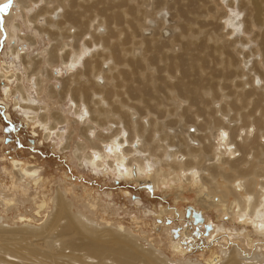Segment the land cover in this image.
Returning a JSON list of instances; mask_svg holds the SVG:
<instances>
[{
    "label": "rangeland",
    "instance_id": "rangeland-1",
    "mask_svg": "<svg viewBox=\"0 0 264 264\" xmlns=\"http://www.w3.org/2000/svg\"><path fill=\"white\" fill-rule=\"evenodd\" d=\"M126 1H76L83 5H94L95 10L87 13L92 18V22L90 21L92 25L87 29V34L84 33L80 38L76 36L67 38L69 33L73 35L79 28L74 29L72 27L70 30V28L68 29L70 24L66 23L67 27H65L68 30L66 28L62 30V33L65 34L57 35V37L53 38L47 31H44L43 34H38L34 28L35 24L29 21L28 17L33 15V13L39 12L42 7L47 5L50 9L58 6L56 10L58 15L56 12L55 15L50 13H47V15L39 14V23L46 22V19L52 18V16H56L54 19L52 18L53 20L56 18L64 20L63 14L65 12L68 14L73 9L70 8L73 0H64L62 3L54 1L49 4H46L45 0H27V3L32 8L25 7L26 9L20 0H0V231L3 233V235L0 233V263L4 264L1 262V260H5L4 257L14 259V264H25L24 261L26 262V260L27 263L31 262L32 264L85 263L83 254H85L86 250L75 249V244L74 246L65 244L66 239L70 237L75 238L76 242H78L79 235L72 233L71 236L68 234L70 236L68 237L67 234H64L61 230L65 222L64 219V221H61V225L52 231L53 233L50 236L47 233L40 235L37 232L31 233L28 230L19 234L24 229L39 231L51 221L57 209L55 198L59 192L72 205L71 212L73 214H82L81 221L87 227L98 230L100 233L104 231L106 239L110 237L109 233H107V236L105 232H111L113 231L112 229L117 232L120 230L124 235L134 239L139 248L144 250H148V248H150L149 250L152 249V251L157 253L156 255H159L165 261L167 260L166 262L168 260L177 261L180 258H190L193 262L200 261L202 264H208L206 259L213 252H217L222 244L230 249V251H233L235 248L239 249L241 258L242 256L246 257L248 260H252V262L262 259L264 246L260 251L258 245H264V236L258 235L256 237V234L249 226L250 224H241L235 216L224 212L222 204L226 203L227 199H224L215 191L212 194L210 192L209 197H204L200 194L199 190L203 188V191H205L207 188L205 189L201 184L199 188L194 184L188 183V181L185 182V179L174 180L173 174H170V178L168 176L165 182H162V176L160 177L159 184L155 182L152 174L154 177V172L159 167H162L164 170H170L172 173L178 171L172 169V167L167 168L168 166L165 165L167 160H169V155H166L167 157L163 156L164 159L161 158L159 160L156 158V155L151 156L150 151L145 152L143 157H149L146 160V164L150 163L146 167V174L139 178L131 177L130 179L122 178L116 171L109 168L107 163L104 166L107 170L102 168L94 170V168L86 164L85 159H77V153L74 150L77 144L88 143V141L81 137L79 130H74L75 126L78 125L74 122L79 117L76 113L77 108L80 110V113H88L87 115H90L92 114L91 110L99 107L112 109L114 106H120V100L122 99L126 102V105L121 107L124 111L131 114L133 121L136 122L138 120L147 127L154 122L157 125L164 124L163 130L157 131V136L155 135V139L157 140L155 143L157 142L161 145L157 153L161 152L164 148H167L169 151L176 150L180 153L183 145H185L183 143L185 137L191 145L196 147L203 146L205 142L202 143V141L204 140L198 139L201 134L206 144L207 139L209 140L208 145L211 141L214 143L215 139L212 138H215L214 136L218 132V127H216L218 123L215 126L216 121H210L209 128L206 127L209 131L204 127L206 125H202V128H199L200 125H198L201 121L203 123L206 121L209 113L199 116L190 115L192 112L188 111V105L193 108H191L192 111L196 109V105H191V101L177 95V92H173L174 94L170 95L167 93L169 92V84L173 85L180 78L190 80L187 77V75H190L187 68L191 65L188 56L193 53H204L198 48V45L203 41H208L207 44L211 43L210 45H214L216 40L218 44L224 46L222 47L223 50L226 49L220 55L223 61L219 60L216 63L214 58H209V60H213L212 63L216 64L207 63L208 68L205 67L203 71V74L217 86L214 87V92L209 95H212L213 98L209 97L211 106L207 110H215V116L219 117L222 125L227 128L236 129V127L245 126L248 128L252 126L254 133H264V129H259V126L255 122V119L261 116V111L253 109V102H255L253 100L259 96V92L260 95H262L261 92L264 93V87L260 86L257 80L259 78L255 82L253 81L254 84L249 82L250 79L253 80L252 78L256 71L261 74L264 73V31H262L264 30V26L260 28V26L252 25V15L250 14L251 3L249 0H207L208 7L205 8V11L208 12L207 10H210L211 15H203L200 17L198 25L196 23L193 24V28L199 30L201 24H203L201 22L203 19H206L208 22L205 28L202 27V32L195 33L193 40L196 42H194L196 46H193L194 50L192 51L185 50L182 44V41H185V39L180 38V34L187 27L188 22L187 20L183 21L177 15V5H175L174 0H167L168 2L162 3L158 0ZM231 1H236L234 6L229 5ZM187 2L188 0H184L182 3L187 4ZM241 2H243L242 5ZM128 5L135 6L133 12L138 14L140 18V27L136 30H133V27H131L133 18L131 11H127ZM76 9L80 11L84 10L83 7H75L73 10ZM239 10H242L239 18L244 22L241 29L245 30L240 36L245 39H243L244 43L242 45L239 42H235V39L239 38V34L230 32V26H228V20L231 15L234 12L238 13ZM117 13L121 14L120 19L116 18ZM60 14L62 15L59 16ZM225 20L227 21L226 23ZM50 28L55 32L57 31V28L54 26ZM10 32H13L14 36L9 35ZM132 32L136 33L134 38H132ZM207 32H210L211 36L216 37L209 40L208 35H206ZM93 35L103 36L105 41H109L108 44L115 43L114 49L116 51L114 57L106 59L105 63L102 62L104 73H100L94 81L99 86L105 87V89L118 88L121 94L120 96L112 97L111 100L109 98L105 99V101L101 100L97 104L96 100L100 99L103 94L94 96L93 100L89 103L74 98L79 102L77 104L72 98L71 90L67 93L63 90L65 91H62L63 94L60 91L68 77V81L70 80L71 72L78 73L84 68L83 61L88 59L89 56L82 54L81 59L72 62V68H74L72 70L69 65L63 64L62 57H66L67 52L72 51V48H77L79 45L82 46L91 40ZM28 38H32L33 44L30 43L31 41ZM245 42L248 44L246 45ZM60 43H67V46L64 45L63 49L58 50L60 52L55 60L56 62H47L49 51ZM100 43L101 45L97 46L99 48L96 51H100L102 54L100 56L96 55L95 58L99 57L102 59L101 55L109 56V50L106 47L103 48L102 41ZM13 47H18L22 53H19V55L15 54L11 50ZM166 55L184 57L185 62L183 67L169 71L167 69L168 60H166ZM154 56H156V59L151 60L150 66L146 69L137 65L136 61L140 57L141 59L145 57L151 59ZM230 58L234 60L231 59L229 65L231 67H228L230 70H234L229 72V68L226 65H221L222 68L226 66L222 70L218 64H222L223 62L229 64L227 59ZM247 58H249L248 61ZM28 59H30V62L26 61ZM209 64L213 65V69L209 67ZM6 65H9L10 68L7 69ZM214 66L217 67L215 68ZM33 69L35 74H32ZM209 69L210 71L213 70V72L210 73ZM224 70L226 73L223 72ZM216 72L217 74H215ZM10 73H15V75L8 78ZM124 73L128 76L130 75L129 81L124 80ZM143 73L165 78V81L161 83V103L159 105H157V100L145 103L133 97L135 94L131 92L132 89L129 85L136 86L140 84L141 77L144 75ZM39 80L42 92H38ZM80 80L86 82L87 77L82 76ZM6 87L9 88L10 92L8 96L5 95L7 94L5 91ZM256 87H258V90ZM241 88L243 92L245 90L248 91L250 88L254 92L253 96H250L252 102L248 101L247 106L245 102L242 103L239 99L240 92H242ZM51 89L53 94L49 92ZM49 94L53 96H49ZM23 95H26L28 99L24 100ZM168 96L169 99L167 98ZM26 105H31L34 108H26ZM128 105H132V107ZM229 105H232V108H229ZM89 109H91L90 112ZM112 112L110 111L106 115H109L111 120H116L115 123L108 121L103 127L99 126V128L97 126L95 132L102 130L104 134H110L117 128L125 129L124 124L126 121L119 120L118 114H112ZM53 113H57L58 120L60 119L59 121L62 122L58 124L49 138H45L44 128H42L41 122L38 120L41 115H51ZM181 113H186L188 116L185 114L181 115ZM250 113L251 115L252 113L253 115L257 114L250 117L248 115ZM93 114L95 115L94 111ZM30 116H35V118L32 119ZM51 118L49 116L50 124L53 123V118ZM183 118L188 122L184 123ZM194 118L196 120L193 121ZM244 119L246 120L244 121ZM191 120L193 121L192 123L190 122ZM184 124L187 125L185 126ZM229 131H231L230 128ZM59 132H62V134L57 135ZM127 134L128 132H125L126 137H128ZM261 134L258 140L264 146V139H262L264 137ZM162 135L164 138H161ZM167 135L168 137H165ZM189 135L192 136L190 137ZM194 135V138L197 139L193 141L191 138ZM207 135L208 137H204ZM91 137L93 138V136ZM142 140H145L144 136ZM212 145L211 151L213 149ZM211 151L207 154L206 158L208 160L205 159L206 162L202 163L199 169V174L202 176L208 173V170L202 169L203 167L219 165V163L217 164L218 157L214 159V152ZM241 153L242 151L236 153L237 160L240 158L238 156L242 155ZM14 159L23 161L22 163L26 165L38 166L39 175L33 179L19 181L15 175L16 173L13 172L12 162ZM223 180V178L219 179L222 183ZM219 196L223 199L219 198ZM213 197L216 199V202L212 203L210 199ZM9 199L12 201V204H7V200ZM42 199H45L48 204L44 208L38 209L36 202L38 203ZM189 208L191 211L194 209L201 212L202 216H204L202 220L196 221L190 214L187 215V209ZM21 213L25 214V221L19 220L16 217V215L20 216L19 214ZM174 230L178 234L184 231V239L182 240L180 236L175 235ZM16 231H20L18 235ZM120 231L119 233H121ZM14 235L16 236L13 237ZM224 239L225 241H223ZM250 239H253V244H249ZM178 242L186 243L183 245L189 247L185 255L173 248L172 245ZM226 242L227 245H225ZM47 244L50 246H47ZM183 245L180 243V246L185 247ZM57 253L60 255L57 257V260H53L52 255ZM139 264L145 263L139 262Z\"/></svg>",
    "mask_w": 264,
    "mask_h": 264
},
{
    "label": "bare ground",
    "instance_id": "bare-ground-1",
    "mask_svg": "<svg viewBox=\"0 0 264 264\" xmlns=\"http://www.w3.org/2000/svg\"><path fill=\"white\" fill-rule=\"evenodd\" d=\"M20 1L22 2V5L24 8L25 7L26 8L31 7V5L27 3V0H20ZM45 1H46V4H49V3L54 2V1H58V2L62 3L64 0H45ZM76 1H78V0H73V4L71 3L70 8L74 9L75 7H78V8L83 7L84 10L80 11L77 9L76 10L72 9L71 11L68 12V14H66L67 12H65L63 14L64 20H59V18H56L58 20H56V19L53 20L54 17H56V16H52L53 19L52 18L46 19V22H44V23L40 22V23H42V24H40L39 23L40 19L38 18L39 14H41V15L46 14L47 15V13H50V14L55 15L56 10L58 9V6H55V7L53 6L54 8L50 9L47 7V5L42 7L39 12L33 13V15L28 17V19H29V21H31L32 23L35 24L34 28L36 29V32L38 34H43L44 31H47L50 34V36L55 38V37H57V35L65 34V33H62V30L67 27L66 23H69L70 25H69L68 29L70 28V30H71L72 27H74V29L78 27L79 30L74 32L73 35H70V33H69L68 36L66 35L67 38L70 36H73V37L76 36V37L80 38L84 35V33L87 32V29L92 25V23H90L92 18L90 16H88L87 13L91 12L92 10H95V8H94L93 4L83 5L79 2L77 3ZM127 1H132V0H127ZM158 1H161V3H162V2H165L167 0H158ZM183 1L184 0H174L175 5H177V7H176L177 8V15L180 18H182L183 21L187 20V22H188V24L186 25L187 27H185L184 30L182 31V33L180 34V38L185 39V41H182L184 49L188 50V51H192V50H194L193 46H196V44H195L196 42L193 40L195 33L202 32V30H203L202 27L205 28V25H207L208 22L206 21V19L205 20L203 19L201 21V22H203V24H201V26H200L201 28L199 30L194 29L193 24L196 23V25H198L197 23L199 22L200 17L203 15L204 16L211 15L210 14L211 12H210V10H207L208 12L205 11V8L208 7L207 0H188L187 4L182 3ZM249 1L251 3V12H250V14L252 15L251 23H252V25L260 26V28H261V26H264V0H249ZM235 2L236 1H231L229 5L234 6ZM242 3L243 2H241V5H242ZM134 7H135L134 5L133 6L128 5L127 11L128 12L131 11L132 18H133L131 27H133V30H136L140 27V24H139L140 18H139L138 14H135V12H133ZM241 12H242V10H239L238 13L234 12L231 15L230 19L228 20V22H229L228 26H230V30H231L230 32H232V33L234 32L235 34L236 33L239 34V38L238 39L234 38V39H235V42H239L242 45L244 43L245 39L241 38L240 36H241V33H243V31H245V30L241 29V26L244 23L242 21V19L239 18L241 16L240 15ZM56 14L58 15L57 12H56ZM61 15L62 14H60L59 16H61ZM85 17H87V18H85ZM120 17H121V14L116 15V18L120 19ZM226 22L227 21L225 20V23ZM210 24H211V22H210ZM42 26H44V27H42ZM53 26L57 28L56 32L50 28ZM262 31H264V30H262ZM134 33L135 32H132V36H133L132 38H134L136 36V33L135 34ZM207 33H206V35H208L209 40H211L210 38L214 39L216 37V36H214V37L211 36L210 32H207ZM9 35L12 36L13 32H10ZM28 39L31 41L30 43L33 44V41L31 40L32 38H28ZM63 39H64V37H63ZM100 41L103 42V45H104L103 48L106 47L109 50V53H108L109 56H104V55L102 56L101 55L102 59H100L99 57L95 58L96 55L100 56V54H102L100 51L99 52L96 51V49L99 48V47L97 48V46L99 44L101 45ZM108 42H109L108 40L107 41L104 40L103 36L93 35L91 40L87 41L82 46L79 45V47L76 46L77 48H72L73 50L67 52L66 57H62L63 64L69 65V67H71V70H72V69H74V68H72V64H73L72 62H75L77 59H81L82 54L83 55L86 54V56L87 55L89 56L88 59L83 61L84 68L81 71H79L78 73H74V71L71 72L70 80L68 81V78H69L68 77L67 81H65V83H64L62 90L60 91L62 94L65 91L67 93L68 91L71 90L73 100L80 99V100H84L85 102H88V103L91 100H93L94 96H96V95L98 96V95L103 94L100 99L96 100V104L100 103L101 100L105 101V99H107V98H109L111 100V98L114 96H120L121 92L119 91L118 88L105 89V87L99 86V84H97L96 81H94V79L97 78L100 73H104V69L102 67V62L105 63L104 61L106 59L108 60L109 58H112L115 56L114 55V53H116V51L114 49L115 43L108 44ZM207 42L203 41L200 43V45H198L199 46L198 48H200L204 53H200V54L193 53V54H189V56H188L191 65L189 66V68H187V70H189L188 72L190 74V75H187V77L190 80L180 78V79H178L177 82L174 81L175 83L173 85L169 84L170 85L169 92H167V93H168V95H170L173 92H177V95L182 96L184 99L186 98V100L191 101L190 102L191 105H196L197 107H195L196 109L194 111H192L193 108L190 107V105H188V111L192 112L190 115L194 114V115L199 116V115H203L205 113H209L208 117L206 118V121L204 123L201 121L202 123L200 122L198 125H200L199 128H202V125H206L204 127L209 128V126L211 124L210 121H213V120H214V122L216 121L215 126L218 123V125L216 126V127H218V132H216V135L214 136L215 138H212V139H215V141H213L214 143H212V141L210 139L211 143H209V145H208L209 140L207 139V144H206V141H205V139H203V136L201 134V136H199L201 138L198 137V139L204 140V141H202V143L205 142V143H203V146L200 145L201 147L200 146L196 147V146L191 145L185 137L183 140V143L185 144V145H183L184 150L183 149L180 150L182 153L181 152L179 153L176 150L169 151L167 148H164L161 152L157 153L158 150H160L161 145L157 142L155 143V141H157L155 139V135H156L157 131L163 130L164 124L157 125L156 122H154L153 124L151 123L149 127H147L145 124L141 123L138 120L136 122L133 121L131 118L132 117L131 114L122 109L121 106L126 105L125 104L126 102L122 99V100H120L121 105L120 106H114L112 109L110 108L111 110L105 109V107L104 108L99 107V108L93 109V110L89 109V112L91 110L92 114H93V111L95 112V115L93 114L94 116L92 114L87 115L88 113L86 114L85 112H84L85 114L80 113V110L77 108L76 113L78 114L79 117L74 122L78 125L75 126L74 130L75 131L79 130L81 137H83L86 141H88V143H78L77 144L76 148L74 149L75 153H77L76 157H78L77 159H79V160H81L82 158L85 159V161L87 162L86 164L88 166H90L91 168H94V170L95 169H101V168L107 170L104 167L105 164L107 163L109 168L116 171V173L119 174L122 178H129L130 179L131 177L132 178H139L140 176L146 174V170H147L146 167H147V165H150V163L148 162V164H146L147 163L146 160L149 157H145V158L143 157V154L145 152L147 153V151H150V155L151 156L156 155V158L159 160L161 158H163V156L167 157L166 155H169L168 156L169 160H167L165 165L168 166L167 168L172 167V169H175L178 171L177 172L173 171L174 173H172L170 170H167V169L164 170L162 167H159L157 170H155L154 177L152 174V178H154L156 183L159 184L161 176H162V178H161L162 182H165L167 177L170 174L171 175L173 174L172 176H173L174 180L177 179V181H178V180L185 179V182L188 181V183L194 184V185L198 186L199 188H200V184H201V186H204L205 189L207 188L206 189L207 191L205 190V194H204L203 191H201V190H203V188H201L199 190L200 194H202L204 197H209L210 194H212V192L215 191L217 194L221 195L224 199H227V202L222 204V208H223L224 212H226L228 214H232L233 216H235L236 219H239L238 221L241 224L242 223L250 224L249 226L252 228V231L256 234V237L258 235L264 236V165H263L264 164V146L261 145L260 141L258 140L260 138L259 136L262 132L261 133L259 132L260 134L258 132L254 133V128L252 126H249V125H248L249 126L248 128L245 126L239 127V128L236 127V129L235 128L232 129L231 127L227 128L224 125H222L221 119L219 117L215 116V114H214L215 110H212V109L207 110L211 106V101H210L209 97H212V95L211 96H209V95L214 92V87L216 85H214V83L211 79H209L208 77H206L203 74V71H204L205 67H207V63H210V62L212 63V61H213V60L212 61L209 60V58H211V59L214 58L215 62L216 61L219 62V60L223 61V59L220 55H222L223 51L226 50V49L223 50L222 47H224V46H222L221 44H218L216 40H215V43H217V45H215V43H214V45H210L211 43L207 44ZM66 44L67 43H63V44L60 43L57 47L51 49L49 51V57L46 61L47 62H52V61L54 62L57 59L58 53L60 52V51L58 52V50L63 49L64 45H66ZM245 44H246V42H245ZM11 50H12V52H14L17 55H19V53H22L21 50L18 49V47H13ZM190 53H192V52H190ZM23 54H24V52H23ZM20 56H22V55H20ZM166 56H167L166 60H168L167 69L169 71H174L176 69H180L181 67H183V64L185 62L184 57H182V56L174 57V56H170V55H166ZM121 57H123V56H121ZM230 57H232V56H230ZM233 58L227 59L229 64H225L224 62H223L224 64L223 63L218 64L219 67H221V65H226L228 67L231 63V59L234 60ZM155 59H156V56L152 57L151 59L146 58V57L141 59V57H140V59L137 60L136 62L138 63L137 64L138 66L142 67L143 69H146L147 67L150 66L151 60H155ZM248 59L249 58H247V61H248ZM26 61L30 62V59H28ZM122 61H123V59H122ZM221 61H220V63H221ZM218 62H216V63H218ZM212 64H214V62ZM226 66L224 68H226ZM209 67L212 68L213 65L211 66L209 64ZM214 67L216 68L217 66H214ZM229 67H231V66H229ZM6 68L9 69L10 68L9 65H6ZM224 68H222V70ZM225 70L223 72H225ZM231 70H234V69H231ZM231 70L229 68V72ZM208 71H210V69ZM226 71H228V70H226ZM250 71H251V68H250ZM211 72H213V70L210 71V73ZM33 73H34V69H33L32 74ZM2 74H4V73H2ZM215 74H217V72ZM13 75H15V73H12V74L10 73L8 78H11ZM82 76L87 77L86 82H83L82 80H80V77H82ZM129 76L125 74L124 80L129 81L128 80V79H130ZM222 76H223V73H222ZM232 77H234V76H232ZM141 78L142 79H141L140 84H138L136 86H134L132 84L129 85V87L132 89L131 92L133 94H135V96H133V97H135V98L139 99V101L145 102V103H150L152 100H157L158 101V102L156 101L157 105H159L161 103L160 102L161 86H162L161 83H163L165 81V78L155 77L151 74H149V75L144 74L143 77H141ZM251 78H252V76H251ZM257 78H259V79H257ZM252 79L253 80L250 79V81L249 80L248 81L253 83V81L255 82V80L257 79L258 82L260 83V86L264 87V73L261 74V73L256 71L255 75H253ZM262 81H263V83H262ZM217 82H219V81L217 80ZM230 83H231V80H230ZM73 84H74V86H73ZM123 85H126V84H123ZM38 87H39L38 92H42L40 80L38 82ZM130 88H128V89L131 90ZM242 88H243V86H242ZM242 88L240 89L241 91H242ZM256 89L258 90V87H256ZM63 90H65V91H63ZM5 91L7 93L5 95L8 96L10 93L9 88L6 87ZM252 91L253 90H251V88L248 91L245 90V92L239 91L241 93L239 96V99L242 101V103L245 102L246 106H247V103H249L248 101H251L250 96H253V94H254V92H252ZM49 92L53 94L52 89ZM66 93H65V95H66ZM255 93L257 94L256 91H255ZM52 94H49V96H53ZM261 94L262 95H260V92H259V96L256 99L254 98V100L253 99L252 100L255 101V102H253L255 105V106L253 105V109H255V110L257 109V110L261 111V116L258 115L259 117H257L255 119V122L259 126V129L262 130V129H264V118H263L264 117V103H263V100H264L263 94L264 93L261 92ZM167 98L169 99V96ZM215 98H219V97H215ZM23 99L27 100L28 97L26 95H23ZM77 100H75V102L77 104H79V102ZM17 103H20V102H17ZM228 103H227V105H228ZM113 104H115V103L113 102ZM116 104H117V102H116ZM110 105L113 106L112 104H110ZM128 106L132 107V105H128ZM231 106L229 105V108ZM26 108H34V107H32L31 105H26ZM238 110H239V108H238ZM110 111H113L112 114L113 113L118 114L119 120L126 121L124 124L125 129L117 128L114 132H112L110 134H104L103 133L104 131H102V130H101L102 132L101 131L95 132L97 126L103 127L104 125H106L108 123V121H113V123H115L116 120H111L109 115H106ZM172 112H173V109H172ZM253 113H252V115H253ZM184 114L187 115L186 113H181V115H184ZM248 115H250V117H252L251 113ZM248 115H246V116L248 117ZM255 115H253V116H255ZM49 116H51L53 118L52 124L49 123ZM198 116H197V118H198ZM246 116H245V118H246ZM222 117H224V116L222 115ZM30 118L34 119L35 116H30ZM40 119L38 121L41 122L42 128H44L45 138H49L50 135L52 134V132L54 131V129L58 126V124L60 122H62V121H59L60 119L58 120L57 113H53L51 115H48V114L41 115ZM170 120H169V122H170ZM183 120L185 121L184 123H186L187 120H185V118H183ZM194 120H196V119L194 118L193 121ZM245 120L246 119H244V121ZM248 120H249V118H248ZM193 121L191 120L190 122L192 123ZM79 124H81V125H79ZM173 124H171V125H173ZM171 125H169V126H171ZM184 125L186 126L187 124H184ZM229 128L231 129V131H229ZM196 129H197V127H196ZM259 129H258V131H259ZM200 131H201V129H200ZM125 132H128V134H127L128 137L125 136ZM61 134H62V132H59L57 135H61ZM163 135L161 138H164ZM91 136H93V138ZM143 136L145 137V140H142ZM261 136L264 137V133L261 134ZM165 137H168V135ZM194 137H195V135L191 138V139H193V141L197 139ZM204 137H208V135L204 136ZM137 139H138V141H136ZM262 139H264V138H262ZM171 140H173V139H171ZM211 144H213L212 145V148H213L212 151L214 152V159L218 157L217 164L219 163V165L207 166L205 168L203 167L202 169H204L206 171L208 170V173H206L205 175L202 176L201 174H199V169H200L202 163L206 162L205 159L208 160L206 157H207L208 152L211 151ZM179 145H181V144H179ZM238 151H242V153H241L242 155H239V156L237 155L238 157H240L237 160L236 159V153ZM181 156H182V158H180ZM22 162L23 161H19L17 159H14L12 162V165L14 168L13 172L16 173V174L15 173L14 174L17 176V179L19 181H23V180L25 181V179H33V178H36L37 175H39V167L38 166L28 165V164L26 165ZM160 162H162V161H160ZM150 167H152V166H150ZM179 170H181V171H179ZM170 176H169V178H170ZM220 178L224 179L223 183L219 181ZM221 196H219V198L223 199ZM0 200H1V198H0ZM55 200H56V205H57L56 212L53 214L54 216L52 217L51 221L48 222V224L45 227H43L39 231H34V230L32 231L29 229H24V230L21 229L22 230L21 232L18 231V232H20L19 234L26 232L28 230V231H31V233L37 232L40 235L47 233V235L50 236V234L53 233L52 231L61 225V221L65 220V222L62 225V229H61L64 232V234L65 235L67 234V236H68V234H70V236H71L72 233L79 235V241L78 242H76L75 238L73 239V237L71 238L70 236H68L70 238L66 239L65 244L70 245V246H74V244H75V246H74L75 249H80L81 251L86 250L85 254H83V260L85 261V263H83V264H139V262H144L145 264H202L200 261H194L193 262L190 260V258H186V259L180 258L178 260L176 259L177 261H174V260L169 261L168 260V262H166L167 260L165 261L159 255H156L157 253L152 251V249L149 250L150 248H148V250H144L142 248H139V246L134 241V239L130 238L129 236L124 235L120 230L119 231L121 233H119V231L118 232L115 231L114 229H112L113 231H111V232H109V231L105 232L106 235H107V233H109L108 235L110 237L109 239H106L105 235H104V231H101V233H100L98 230L91 229V228L87 227L86 224H84L81 221L82 214L76 215V214H73L71 212V206L72 205L69 203V201L65 198V196L62 193L59 192L58 195L56 196ZM3 202H5V201H3ZM210 202H212V203L216 202V199H214V197H213L210 199ZM7 204H12V201L10 199L7 200ZM47 204L48 203L45 199L40 200L38 203L36 202V205H38L37 206L38 209L44 208L45 206H47ZM194 212H197V211L194 209L192 211L191 210L189 211V214L191 215V217H193V219H195L193 216ZM199 213L201 215L200 219L196 220V221H201L202 217H204V216H202L203 214H201V212H199ZM19 215L20 216L16 215V217H18L19 220H22V221L26 220L25 214L21 213ZM119 228H120V226H119ZM119 228H117V229H119ZM217 229H219V228H217ZM3 232H4V229H3ZM12 232H13V230H12ZM18 232H17V235H18ZM0 233H1V231H0ZM1 234L3 235V233H1ZM255 234H254V237H255ZM177 235L180 236V238H182V240H183L184 236H185V232L184 231L180 232V234H177ZM15 236L16 235H14L13 237H15ZM223 241H225V239ZM8 243H10V242H8ZM180 243L182 245L186 244L183 242H178L177 244L174 243L172 246L179 253L185 255L187 253V251L189 250V247H186V245H183L185 247H182V246H180ZM243 243H244V241H243ZM245 243H246V240H245ZM249 244H253V239L249 240ZM225 245H227V242ZM15 246H16V244H15ZM47 246H50V245L47 244ZM263 246L264 245L259 244L258 249L261 251ZM16 249H14V250H16ZM11 251H13V250H11ZM34 252H35V250H34ZM9 255H11V253H9ZM59 255H60L59 253L52 255V259L57 260V257ZM261 257H262V259H259L257 261L255 260L256 262H252V260L250 261L246 257L244 258L243 256H242V258H244V259H242L240 256V250L239 249L235 248V249H233V251H230V249H228L226 246H224L222 244L221 248L217 252L216 251L213 252L212 255L208 259H206V262L208 264H264V254H262ZM4 259H5L4 261L1 260V262H3L4 264H14V259L5 258V257H4ZM165 259H167V258H165ZM24 263L25 264H32L31 262L27 263V260H26V262L24 261ZM0 264H2V263H0ZM55 264H57V263H55Z\"/></svg>",
    "mask_w": 264,
    "mask_h": 264
},
{
    "label": "water",
    "instance_id": "water-1",
    "mask_svg": "<svg viewBox=\"0 0 264 264\" xmlns=\"http://www.w3.org/2000/svg\"><path fill=\"white\" fill-rule=\"evenodd\" d=\"M189 211H190V208L187 209V215L189 214ZM193 216H194L195 220H199L201 215H200V213L197 211V212H194V213H193ZM174 233H175V235L178 234V232H177L176 230H174Z\"/></svg>",
    "mask_w": 264,
    "mask_h": 264
},
{
    "label": "flooded vegetation",
    "instance_id": "flooded-vegetation-1",
    "mask_svg": "<svg viewBox=\"0 0 264 264\" xmlns=\"http://www.w3.org/2000/svg\"><path fill=\"white\" fill-rule=\"evenodd\" d=\"M203 191V190H202ZM203 193H205V191H203Z\"/></svg>",
    "mask_w": 264,
    "mask_h": 264
}]
</instances>
